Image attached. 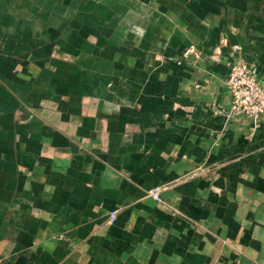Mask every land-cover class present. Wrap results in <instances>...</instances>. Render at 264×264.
Wrapping results in <instances>:
<instances>
[{
  "label": "crops",
  "instance_id": "1",
  "mask_svg": "<svg viewBox=\"0 0 264 264\" xmlns=\"http://www.w3.org/2000/svg\"><path fill=\"white\" fill-rule=\"evenodd\" d=\"M130 1L8 36L0 264H264V120L226 114L237 56L264 85V0Z\"/></svg>",
  "mask_w": 264,
  "mask_h": 264
},
{
  "label": "rangeland",
  "instance_id": "2",
  "mask_svg": "<svg viewBox=\"0 0 264 264\" xmlns=\"http://www.w3.org/2000/svg\"><path fill=\"white\" fill-rule=\"evenodd\" d=\"M128 1L130 0H116V2L112 0H0V53L8 44L10 32H14L12 37L14 41L15 37L22 42L31 37L35 42L40 40L47 42L49 39H44L41 34H37L40 20L44 25L53 27L56 19L70 18L72 20V13H126L130 7ZM142 4L147 10L167 13L159 11L155 0H142ZM188 49L193 51L186 57L184 54ZM192 57L197 61L202 57L212 58L214 55L205 53L195 43H190L179 54L177 62L179 64L189 63V61L195 63ZM238 58L240 56L236 59Z\"/></svg>",
  "mask_w": 264,
  "mask_h": 264
},
{
  "label": "built area",
  "instance_id": "3",
  "mask_svg": "<svg viewBox=\"0 0 264 264\" xmlns=\"http://www.w3.org/2000/svg\"><path fill=\"white\" fill-rule=\"evenodd\" d=\"M193 50L188 49L184 56ZM226 85L231 93V105L226 111L228 117L245 115L254 123L264 120V85L258 79L252 65L235 59L226 78ZM162 187L155 185L149 189V195L157 201H162ZM117 210L110 213V221L117 217Z\"/></svg>",
  "mask_w": 264,
  "mask_h": 264
}]
</instances>
